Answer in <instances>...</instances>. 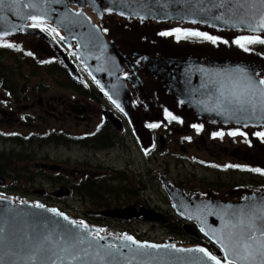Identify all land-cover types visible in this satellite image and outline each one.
Returning <instances> with one entry per match:
<instances>
[{"label": "water", "instance_id": "obj_1", "mask_svg": "<svg viewBox=\"0 0 264 264\" xmlns=\"http://www.w3.org/2000/svg\"><path fill=\"white\" fill-rule=\"evenodd\" d=\"M85 1L5 0L0 7V40L38 36L49 43L69 72L79 78L77 65L65 48L33 26V22L53 23L62 31V39L68 46L77 41L78 57L135 128L140 124L136 115L139 109L133 105L130 93L133 89L141 100L145 98V75H153L160 82L165 98L179 99L181 108L194 111L198 119L244 127H248L246 123L255 126L264 123V84L260 83L263 78L254 76L264 68V63L235 55L212 57L191 53L192 50L130 49L117 44L113 37L107 41L92 17L124 16V20L139 23V27L146 23H164L161 27L193 25L223 36H264L261 0H103L111 13L101 11L97 0L91 4L95 12L90 11ZM33 16L38 19H31ZM164 69L172 70L173 78ZM214 75H238L240 79L225 85ZM198 88L205 94L195 95ZM170 186L167 184L166 188L172 206L189 222L184 224L185 233L199 239L205 235L219 244L220 248H212L215 254L197 244L178 245L173 237L158 243L133 235L102 232L56 207L30 200L16 202L0 193V264H216L198 249L219 256L221 264H264V188L243 190L232 199H224L184 194ZM108 214L161 220V215L144 209L137 211L135 207Z\"/></svg>", "mask_w": 264, "mask_h": 264}, {"label": "rangeland", "instance_id": "obj_2", "mask_svg": "<svg viewBox=\"0 0 264 264\" xmlns=\"http://www.w3.org/2000/svg\"><path fill=\"white\" fill-rule=\"evenodd\" d=\"M92 17L93 20H95V22L98 23L99 26H101V31L102 33H104V35L107 32V28L109 29L107 38H111L112 36L113 39L117 41V44H121V42H123V44H121L122 46H125L126 44L127 46H131V48L135 47L133 49H137V47H139V50L159 48L179 50V48H181V50H185L187 52H189V50H193V52L191 53L201 55L207 54L208 56L209 54H211L212 57L217 56V52L213 54V51H219V56H221V52H223L222 57H227V54L231 53L235 54V56L233 57L241 55L254 62L255 60H257L256 63H264V45L257 46V44H261V40H259L260 37L256 38V42H253L251 44L246 41V44H249V48H251V50H254L252 47L257 46L256 48L258 51H260V53H250L251 51H249V54L245 55L239 50L241 46H239V44H237L236 42L235 46L231 47V43L234 40L233 35L231 34L225 36L219 33L215 34V37H218L219 39V44H221H217L216 40L215 44H217V46H215V44H213V46L211 47H209V45H200L196 43L197 41L193 43L181 44L180 39L176 37V34H173L175 30L179 31L183 28V26H185V28H194L197 30L200 29L197 26L193 25H181L177 26V28H175V26L168 25L165 26V28H161L164 23H146L145 26L141 24V26L139 27V23L135 24V22H133V24H131V22L123 20L120 17L118 18L116 16H105L102 20H99V17L95 18V15H92ZM128 22L129 24H127ZM103 28H105V32H103ZM117 28L119 30L118 32ZM171 28H173V30H171ZM161 30H163V36L159 35L161 34ZM169 30H171L170 34L171 38H173V42H171V38H167L169 34L164 35V33H166V31L169 32ZM201 31L202 33H207L213 37V33L205 30ZM143 36H149V38H153V40H149V38L144 39ZM227 36H229V38H227ZM175 38H177V40H175ZM236 39L239 38H235V40ZM225 41H227V43H225ZM137 42H139V46H137ZM47 44L48 43L40 37L33 36L16 40L14 44L13 42H9L8 45L12 46H0V81L4 78L15 93H18L20 89L21 92H24L25 88L23 87L26 86V95L28 94L29 98L33 96L36 102L39 103V112L34 114V116L41 119H38L35 122V120H33V117L31 116V118L28 117V121L23 120L21 122V127H17L20 129L21 134H23V132L27 134L29 130H33L35 134H39V138L45 139L41 143H39V140H37L38 137L36 135H33L32 138L33 140H37V143L30 144L26 140L22 145L21 142L17 140H15L14 145L9 143V140H11V138H5L3 141H0V169L4 171L9 170V174L13 172V174L9 176L11 178H7V180H5L7 184H5V182L3 184V186H5V189H1L0 192L5 193L8 196L7 186L9 185L12 191L11 193L15 194V198H17L18 194L21 195V198H27V200L32 199L31 201L35 203H41L42 201L49 206L57 205L60 210L62 206L63 211L67 212V215L70 217L71 214L75 216V211L73 210V212H71V208L74 205L73 202H75V200L79 202V199L81 201V204H83V202L85 203L83 204V206H87V210H89V207H91V210L95 208V200H99V202H105V206L113 204L110 210L121 208L124 209L130 207L128 203L133 206V204H135L134 201H141L145 203L143 209L147 211H153V213H155L156 211L161 214H163V212L167 214V211L169 209V214H167L169 221L163 224L157 219H148L143 216L133 217V220H127V218L123 220V217L119 218L118 216L107 214L106 212L103 215L102 211L99 212L101 208L98 207L95 208V210H93V212L91 213L95 214V216H99V214H101V216H99V218H97L96 220L95 216H93V218H90V216L89 219H87L88 213L86 212L85 214L81 212L80 215L81 218H83V215L85 216V220H87V223L90 222L92 223L91 225L95 224V226L109 231L110 233H117L120 235H133L139 240L143 241L153 240V242H159V240H161L163 242H166L168 239H170L169 237H173L175 240H179L178 244L183 246H185V244H183V240H185V242H187V246L189 245V243H191V245L197 244L203 247H208L209 251H213L212 248H218L219 246H217V243L212 241L205 235H203V240H200L199 238H196L194 236L192 239L189 237L191 236L189 234L184 235L185 231L183 229V222L186 223V219L181 222V230L177 229V226H179V218H181V216L177 214L175 209L172 207V200L169 192H167L168 189L165 188V186L172 183L170 187H173L176 184V186L178 185L176 189H184V194L199 193L205 195V197H208L211 194H215V196L224 199H232V196L234 198V195L236 193L238 194L242 190L264 188V181L257 178L255 173H251L252 171H243V174H241V172H239L240 169L230 166L225 167L223 169V172H221V169L218 168H215V170L211 168V170H209V168L205 169L203 168V166H201V164H203L204 161H207V158L209 157H211L209 158V160H217L221 163H224L226 161H236V163L243 162L245 153L249 152V156H247V164L249 166H252L253 168H260L264 162V135L257 134L264 133V123H257V130L251 129L253 128V126H255V124L246 123V126L252 127L248 129L242 128L240 130H236L235 135L233 136L223 135V138L219 136V138H215V140H219L221 144H219V142L213 143V140H211V138L215 136V130H217V128L225 126V128L223 129L233 130V127L226 126H235V124L225 123L215 125L219 121L213 122L212 120L211 122H213V124L208 125L207 122H209V118H206L204 123L202 122L203 118L201 117H199V122H197L198 115L195 116L194 111L189 112V110L181 108V106L177 102L180 101L179 99L175 100L172 97L165 98V95L163 94L162 89L159 86L160 82L156 80L153 75L149 77L146 76L143 78L144 88L146 89V91L144 92L145 98L141 100V98L137 96V94H133V92H135L133 89L130 94L131 100H134V102H132L133 105H135V107H138L139 109V114L136 113V115L139 118L138 122L140 120V126L141 122H145V126H147L148 123L159 122V120H161V122L159 123H161L162 126L159 127V130H155V128L149 129L145 128V126H141V128H143V132H157V136L153 134L152 142H154L155 139L161 140V137L167 138V140H164L165 143L163 144V146H159L157 144V151L155 152L156 157L152 158L154 157L152 156L151 158H147V156H151L150 153L147 154V152L150 150V146L148 149H146L145 147V144H147V146L149 145V142L147 141V139H149L147 138V134L143 136V132H135L131 124H127V122H129L128 119L127 121L125 120L124 125L127 126V130H125L122 125L119 127V130H117L118 124H121L119 122L118 124H115V132H117V134L113 132V136L117 138V140H115L116 145L113 146V148L109 147L108 150L107 147H105V152H107L106 158L108 160V162L107 160H105V166H109V168H111V164H113V167H115L117 170H112L113 176L109 174V178L111 176V180L107 179L108 184H106L105 186V188H109L107 192H105V189L102 188L100 190L101 195L97 192V194L99 195L95 194V199L93 200L92 195L91 198H89V191H87V197L85 198V190H83V187H81L79 189V196H75V194H71V196H69L71 188L69 186V192H67V185L63 184V190H65V192H67V196H69L67 200L63 202L65 192L61 190V183L57 184V182H59L60 179L65 178V182L69 183V178L72 181L74 177L81 180V178L83 179L87 175L91 176V173H95L97 170V164H99V158H101V155H103V158H105V152L103 149H95V156H97V150H99V156H97V161H95V156H93L92 148H87V146L83 145L84 143L81 145L77 143L65 144L63 140L59 141V138H55L54 135H63L65 136V138L69 136L70 139L71 137H73L71 136L73 133L76 134L77 132H81L83 134L84 130L85 132L92 129L96 130L101 125V120H99V118H101L102 116V114H97V112H101V107L103 106H95V104H99V101L93 102V97H89V102H87L86 105L85 100H87V96L85 97V100H83L84 95H79L80 92L71 87H78L77 84H71V82H73V77L70 74H68L69 76L65 74L66 71L64 69L63 72H53L57 70V68H53V65H57L58 63L56 62L54 53L51 51V47H48ZM195 50H197V52H195ZM231 54H229V56H231ZM71 58H74L76 61L79 60V58L76 56H72ZM59 64L63 63L59 62ZM77 65L79 66V68H83V70H81V74L83 76V74H85V69L87 72L86 66H81V62H77ZM18 66H22L23 69L18 68ZM22 70H24L25 72H23V74H20L19 72H22ZM79 74L80 73L78 72V76ZM89 76L92 75L87 72V78H89ZM254 76L258 79L261 77L264 80V68L260 69V71L257 72ZM79 77L81 78V76ZM87 78L83 76L84 80L91 83V80H87ZM38 80H43V84L37 85L36 82ZM93 83L96 84L97 82L95 83L93 81ZM145 84H147V86H145ZM38 86H40V88H38ZM81 86L85 90H87V88H85V86L87 85L81 84ZM74 90L75 93L73 92ZM151 90H153L154 92H151ZM155 93L157 94V96H155ZM92 94L93 96H95V90L92 92ZM151 94H153V98H157L155 102H153ZM97 96H100L98 91ZM97 96H95V99H97ZM29 98H27L28 106H31V104H35V100H33L31 104H29ZM159 98H161V100H159ZM163 98H165V100H163ZM139 100H141V104ZM149 100H151V104L149 103ZM103 101L107 104V100ZM125 101L128 102V100ZM91 102H93V106H91ZM110 103L111 102H109V104ZM173 104H177V106H174ZM113 106L115 105L113 104ZM165 106H167V108H165ZM52 107H54L55 110H53ZM19 108H17V110H19ZM75 108H77V112L81 110V113L79 114L75 112ZM83 108H85V112H83ZM163 108H165V110H162ZM57 109L59 112H57ZM17 110H15L16 114L20 112V110L19 112H17ZM94 110L95 112H93ZM90 111L91 115L89 113ZM55 112H57V116H55ZM115 112H117V110ZM161 112H163V116H159ZM167 112H169L172 116H181L183 120H188L189 122H191V120L195 118V122H191V124H197V126H194V128H189L191 124H187V122H183L182 120L179 125L169 128V126L166 125L165 113ZM177 112H179V114H177ZM85 114H87L89 118L85 116ZM187 114H191L193 118H187ZM122 115L125 116L124 112ZM81 116L86 117V120L80 121L79 117ZM145 116H147V118L143 120ZM14 117L15 116L13 115L9 116V123H6L5 125H9V130H13L14 126L18 125V123L11 122ZM149 118H151V120H149ZM157 118H159V120H157ZM31 120H33V122ZM45 120L47 122L50 121L51 124H45ZM147 120H149V122H147ZM261 120L262 119H260V121ZM23 122L26 125L23 124ZM97 122H99V126H97ZM109 122L111 121L109 120ZM88 123L91 125L89 126ZM184 126H187L189 130H185L186 128ZM207 127L209 128V134H207L209 138L206 139L204 137L205 142H203V136H205V130H207ZM42 128L45 129V132H47L46 134L39 133ZM53 128L55 129L54 131L52 130ZM103 128H105L104 125ZM103 128H101V130H103ZM196 128L201 129L202 132L198 133ZM203 128H205V130H203ZM9 130L7 131V133H9ZM107 130L109 129L105 128V131ZM131 130H133V134H129ZM183 130H185V132H191V130H195V132H191L192 139L189 142V146H187V143L181 144V140L178 139L179 136L183 133ZM14 132L15 130L10 133L13 134ZM109 132H111V130H109ZM165 132H167V134H165ZM177 132H179V134H177ZM217 132H219V130H217ZM137 134H141V138H139ZM159 134H161V136H159ZM199 134H201V136H199ZM211 134H213V136H211ZM119 136H121V138H119ZM169 136H171V138H169ZM47 138H51V140H49V142H46ZM123 138H125V140L123 142H119V140H123ZM137 138H139V146H143L141 150H139V146H137V142H135ZM143 138H145V140H143ZM249 138H251L253 141L251 146H249ZM141 140H143V142H141ZM177 140H179V142H177ZM229 140H232L233 144H230ZM65 141L69 140L66 139ZM17 142H19V144H17ZM121 144H123V146H121ZM180 146H183V148H181ZM185 146H187V152H191V156H189V154H185V160H183V152H185ZM227 146H229V148ZM180 148L181 154H177ZM143 150H145V152H143ZM175 150H177V152H175ZM159 152H163V154H160ZM193 152H195V154H193ZM165 154H167V156H165ZM173 154H175V156H179V160H176ZM199 155L203 156V158H205L206 156L207 158L203 160V158H201V156ZM91 156H93V162H91V164L96 162V165L95 169L91 168V170H89V166H87V164H90L89 162L91 161ZM193 156H195V158H193ZM197 156H199V158H201L203 162L199 160V167L195 168V164H197ZM103 158H101L99 170H101V165H103ZM191 158H193V160H191ZM213 158H215V160H213ZM29 160H31V162H29ZM131 160L133 162H131ZM181 160H183V164H181ZM189 160H191L193 164H191ZM176 162H179V164H177ZM243 163L245 164V162ZM129 164L131 168H129ZM185 164H187V166ZM53 165H55V168L58 167L59 171L63 172V175H58L56 173L51 174V170H53V172L55 171V168H51V166ZM22 166L27 167V175L25 173H22L21 178H23V175H26L28 181L25 180L23 182V180H21V182H19V180H16V178H14L13 176L16 172H20V167ZM105 166H103V172L105 170ZM47 168H49V172H45ZM21 170H25V168H21ZM107 170L109 169L107 168ZM127 170H131V172L129 173L127 172ZM65 172L67 173L65 174ZM37 174H39V176H37ZM47 174L51 176V178H53V176L57 177V180L53 181L55 182V186H52L51 183H48L47 179H43L42 176H47ZM131 174H133V176H131ZM66 175L69 176V178H67ZM89 176H87V178H89ZM112 177L116 178V180H113ZM117 177L119 181H117ZM105 178H107V176ZM79 180L73 182L77 187H79ZM163 180H165V184H163ZM167 180H169L170 182H167ZM237 180H240L241 182ZM42 184L43 186H46L44 187L45 190H53V193L57 192V196H59V190H61V198H59L58 200L55 194H47V198L43 197V194H41V192H39L38 190L39 188H42ZM57 186H59V190H55ZM249 186H251V188ZM190 189L193 190V192H191ZM81 190H83V194L81 193ZM97 190H99L98 186ZM113 190H115V192H113ZM136 192L139 193L136 194ZM167 194H169V196ZM101 196L103 197L101 198ZM134 198H137V200H133ZM170 200L172 204L171 208H169ZM107 202H109V204H107ZM123 202H125L127 206L119 208L118 206H125ZM91 204H93V206H91ZM149 204L151 206H149ZM67 206H71V208H67ZM65 208H67V210H65ZM78 208L79 210L81 209V207ZM155 208H157V210H155ZM79 210H77V216H75L76 220L77 218H79ZM161 210H163V212H161ZM97 212H99V214H97ZM165 214L163 215L165 216ZM171 222H173L172 226ZM130 224H133V226L130 227ZM103 226H105V228H103ZM111 228L113 232H111ZM178 231L181 233H178ZM199 242H201V244H199Z\"/></svg>", "mask_w": 264, "mask_h": 264}, {"label": "flooded vegetation", "instance_id": "obj_3", "mask_svg": "<svg viewBox=\"0 0 264 264\" xmlns=\"http://www.w3.org/2000/svg\"><path fill=\"white\" fill-rule=\"evenodd\" d=\"M190 29L191 30H186V29H180L179 31L175 30L176 33L173 32V34H176V37L180 39L181 44L193 43L195 41H197L196 43H198L200 45H209V47H211V46H213V44H215V42H213L210 39H206L205 37L191 35V33H193V32H199V33H202V32L197 31L193 28H190ZM171 30H173V29H171ZM171 30H169V32L166 31V33L169 34V36H167V38H171V34H170ZM118 31L119 30L117 28V32ZM107 32L109 34L108 28H107ZM123 32H124V30H123ZM123 32H121V33H123ZM160 32H161V34H159V35L163 36V30H161ZM208 36H210V35L208 34ZM213 37H215V35H213ZM143 38L144 39L149 38V36H143ZM177 38H175V40H177ZM149 40H153V38H149ZM259 40L262 41V40H264V38L260 37ZM239 41L240 42L237 43L236 40H233V42L231 43L232 44L231 47L235 46V42L237 44H239V46L243 45V47L239 48V50L243 51L242 53L245 55H247V53H249V51H251L250 53H253V52L260 53V51H258L256 47L260 46V45H264V43L257 44V46L252 47L254 50H251V48H249V44H251L250 42H249V44H246L247 40H239ZM171 42H173V38H171ZM217 44H219V39H217ZM217 44H215V46H217ZM191 45H193V44H191ZM219 45H221V44H219ZM243 48H244V50H243ZM195 51H197V50H195ZM207 52H209V51H207ZM215 52H217V54H219V51H213V54H215ZM244 52H246V53H244ZM221 54H223V52H221ZM229 54H231V53H229ZM229 54H227V55H229ZM231 55H235V54H231ZM239 56H241V55H239ZM241 57H245V56H241ZM240 61H242V60H240ZM18 68H22V66H18ZM63 69L66 71L65 74L68 75L69 72L67 71V69H65L62 66L58 67V69L53 71V72H61V71L63 72ZM84 71H85V74H87L86 70H84ZM23 72H25V71L22 70V72H19V73L23 74ZM214 77H215V75H214ZM0 78H1V75H0ZM86 78H87V75H86ZM72 80H73V82H71V84H73V83L77 84L78 87L77 86H71V87L74 88L75 90H78L80 92L79 95H84L83 100H85V97L87 96V100H85L86 105H87V102H89V97H91V98L93 97V102L99 101V104H100V105L95 104V106H103V107H101L102 108L101 112H97V114H102L101 118H99V120H101V125L99 126V122H97V126H99V128H97L96 130L92 129V130H89L86 132L84 130L83 134L81 132H77L76 134L73 133L74 135L72 134L71 136H73V137H71L70 139H69V136H67V138H65V136H63V135L59 136V134H57V136L56 135H54V136H55V138H59V141L63 140V142H65V144L77 143V144L81 145L84 143L83 145L87 146V148L93 149V156H95V149H99V150L103 149L105 152V147H107V150H108L109 147L113 148V146L116 145L115 140H117V138L115 136H113L114 135L113 132H115V124H118L120 122L121 124H119V125H122V127L125 128V130H127V126H124L125 120L127 121V118L122 115L123 113L116 106H113L114 102L111 100L110 96L103 89H101L99 87V85L91 78V76H89V78H87V80H91V83L87 82L84 79L81 81H77L74 78H72ZM93 81L97 84V86H96V84L93 83ZM43 82H44L43 80L42 81L38 80L36 83H37V85H42ZM81 84L87 85V86H85V88H87V90H85L81 86ZM23 88H25L24 92L23 91L21 92V89H20L18 93H15L11 89V86L9 85V83L4 78L0 81V118H1L0 141H3L5 138H11V140H9V143H11L13 145L15 144V140L21 142V145L23 143H25L26 140L30 144L37 143V140H39V143H41L43 140H45V139L39 138V134H35V133L28 134V132H27V134H25L24 132H23V134H21L20 129L17 127V126L21 127V122L23 120L28 121V119L31 118V116L33 117V120H35V122L38 119H41V118H37L36 116H34V114L39 112V103L36 102V100H35V98H33V96H31V98H29L28 94L26 95V92H27L26 86H24ZM38 88H40V86H38ZM38 88H36V89H38ZM75 90L73 91L74 93H75ZM94 90H95V96H97V91L100 94V96L96 97L97 99H95V96H93V94H92V92ZM35 92H37V91H35ZM151 92H154V91L151 90ZM133 94H135V93L133 92ZM155 96H157L156 93H155ZM101 97H105V98H101ZM151 97L153 98V94H151ZM27 98H29V104H31V102H33V100H35V104H31V106H28V99ZM103 100H107V104ZM155 100H157V98H153V102H155ZM159 100H161V98H159ZM163 100H165V99H163ZM132 101L134 102V100H132ZM139 101L141 104V100H139ZM93 102H91V106H93ZM109 102H111V103L109 104ZM52 104H54V103H52ZM135 104H136V101H135ZM16 107L17 108L20 107L19 108L20 112H19V110H17ZM165 108H167V106H165ZM165 108H163L162 110H165ZM52 109L55 110L54 107H52ZM15 110H17V112H19V113L16 114ZM116 110H117V112H115ZM57 112H59L58 109H57ZM57 112H55V116H57ZM75 112H77V108H75ZM83 112H85V108H83ZM93 112H95V110ZM77 113L80 114L81 110H79V112H77ZM89 113L91 115V111ZM169 114H170L169 112L165 113L166 125L169 126V128L175 127L182 122L183 118H181V116H172ZM11 115L15 116L14 119L11 120V122L12 123H18V125L14 126V128L11 127V128H13V130H15V132L13 134H11L13 132V130H9V125L5 126L6 123H9V116H11ZM85 116H87V114H85ZM159 116H163V112H161V114ZM87 117L89 118V116H87ZM172 117H175L176 119H173ZM188 117L193 118V116H191V114H187V118ZM79 118H80V121L86 120V117H83V116H81ZM115 119H117V120H115ZM33 120H31V121L33 122ZM103 120H104V122H103ZM109 120L111 122H109ZM157 120H159V118H157ZM159 122H161V120H159ZM159 122L148 123V127H146V128H149V129L155 128V130H159V127L162 126L161 123H159ZM183 122H187V124H191V122H195V118H193V120H191V122H189L188 120H183ZM197 122H199V119H197ZM23 124H25V123L23 122ZM45 124L50 125L51 122L50 121L47 122L45 120ZM127 124H129V122H127ZM207 124L211 125V123H207ZM36 125H38V124H36ZM90 125L91 124H89V126ZM103 125L105 126V128H108L109 130H111V132H109V130L105 131V128H103ZM194 126H197V124H191V126H189V128H194ZM100 127L103 128V130H101ZM184 127L186 128L185 130H189V128H187V126H184ZM49 128H51V127H49ZM223 128H225V127L221 126L220 129L217 128V130H219V132H217V130H215V136H213V134H211V136H213V138H211V140H213V143L219 142V140H215V138H219V136H221V138H223V135L233 136L232 133H235V131H236V130L223 129ZM8 130H9V133H7ZM52 130L54 131L55 129L53 128ZM117 130H119V129H117ZM185 130H183V133L179 136L178 139L181 140V144L187 143V146H189V142L192 139L191 132H195V130H191V132H185ZM196 130L198 133L202 132V130L199 128L198 129L196 128ZM203 130H205V128H203ZM43 132H45L44 128H42L39 131L40 134H46L47 133V132H45V133H43ZM218 133H219V135H217ZM51 134H53V133H51ZM115 134H117V132H115ZM129 134H133V130H131V132H129ZM153 134H155V136H157V132H148V134H147V138H149V139H147V141L149 142L148 146H150V150L147 152V154L150 153V155H151V156H147V158H151L152 156H154L152 158H155L156 157L155 152L157 151V144L159 146H163V144L165 143L164 140H167V138L161 137V140L155 139L154 142H152ZM165 134H167V132H165ZM177 134H179V132H177ZM207 134H209V128L208 127H207V130H205V136H203V142H205V138L206 139L209 138V136H207ZM33 135H36L38 137L37 140H33V138H32ZM123 135H125V134H123ZM159 136H161V134H159ZM199 136H201V134H199ZM129 137H131V136H129ZM119 138H121V136H119ZM169 138H171V136H169ZM66 139L69 141H65ZM197 139H199V138H197ZM49 140H51V138H47L46 142H49ZM124 140H125V138H123V140H119V142H123ZM19 142H17V144H19ZM63 142H61V143H63ZM135 142H137V146H139V138H137V140H135ZM177 142H179V140H177ZM229 142H230V144H233L232 140H229ZM252 143H253L252 139L249 138V146H251ZM151 144H153V145H151ZM219 144H221V142H219ZM85 146H83V147H85ZM121 146H123V144H121ZM187 146H185V152H183V160H185V154H189V156H191V152H187ZM180 147L183 148V146H180ZM227 147L229 148V146H227ZM141 148L142 147L139 146V150H141ZM181 148L179 149V152H177V150H175V152H177V154H181ZM99 150H97V156H99ZM101 153H102V151H101ZM159 153L163 154V152H159ZM193 154H195V152H193ZM106 155H107V152H105V158H103V155H101V158H103V165H101V170H99V164H101V158H99V164H97V170L95 173H91V176L87 175V176H89V178H87V176H85V178H83V179L81 178V180H79V178L74 177L73 180L71 181L69 176L66 175L67 178H69V183H66L65 178H63V179H60L59 182H57V184L61 183V189L62 190H63V184L67 185V192H69V186H70L71 192H69V196H71V194L72 195L75 194V196H79V189L81 187H83V190H85V194H87V191H89V198H91V195H92L93 200H94L95 194H97V192L100 194V190L102 188H104L105 192H107V190L109 189V188H105L106 184H108L107 179L111 180V176H113L112 170L117 171L116 168L113 167V164H111V168H109V166H105V160H107ZM225 155H227V154H225ZM93 156H91V161L89 162L90 164H87V166H89V168H88L89 170H91V168L95 169L96 162L91 164V162H93ZM97 156H95V161H97ZM165 156H167V154H165ZM173 156H175V154H173ZM199 156H201V155H199ZM199 156H197V164H195V168L199 167V160H201V158H203V156H201V158H199ZM247 156H249V152L245 153V156L243 157V162H245V164L243 162H237L236 163V161H234V162L226 161L224 163H221V162H218L217 160H215V158H213V160H215V161H211V160H209V158H211V157L207 158L205 156V158H207V161L203 162V160H205V158H203V160H201V162H203V164H201V166H203V168H205V169L209 168V170H211V168H213V170H215V168H218V169H221V172H223V169L225 167L230 166V167L240 169L239 172H241V174H243V171H252L251 173H255L257 178L264 181V171L263 170L253 171V169H257V168H253L252 166H249L247 164ZM147 158H145V159H147ZM175 158H176V160H179V156H175ZM193 158H195V156H193ZM193 158H191V160H193ZM183 160H181V164H183ZM191 160H189V162H191ZM85 161H89V160H85ZM107 162H108V160H107ZM131 162H133V161L131 160ZM176 163L179 164V162H176ZM191 164H193V162H191ZM185 165L187 166V164H185ZM103 166H105L104 172H103ZM21 168H25V170H21ZM107 168L109 170H107ZM129 168H131L130 164H129ZM61 170H63V169H61ZM26 171H27V167L22 166V167H20V172H16L13 177L16 178V180H19V182H21V180H23V182H24L25 180H27V176H26L27 172ZM45 172H49V168H47V170H45ZM74 172H75V170H74ZM127 172L130 173L131 170H127ZM0 173H1L0 177L1 178L3 177L4 182H5V180H7V178H11L9 176H11V174H13V172H11V174H9V170L8 171L1 170ZM22 173L26 174V175H23V178H21ZM55 173L58 175H61V174L63 175V172L59 171V168L57 171H54V172H53V170H51V174H55ZM66 173L67 172H65V174ZM75 174H76V172H75ZM109 174H111L110 178H109ZM38 176H39V174H38ZM48 176L49 175L47 174V176H42V177H43V179L49 178V180H47L48 183H51L52 186H55V182H53V181H56L57 177L53 176V178H51V176H49V177ZM106 176H107V178H105ZM131 176H133V174H131ZM112 179L116 180V178H113V177H112ZM252 179H254V178H252ZM76 180H79V182H80L79 187H77L73 183ZM117 181H119L118 177H117ZM237 181H240V180H237ZM41 186H42V188H39L38 190H39V192H41V194H43V197H46L47 194H55V196H57V192L53 193V190L47 191L44 189V187H46V186H43V184ZM97 186L99 187V190H97ZM249 187L251 188V186H249ZM55 190H59V186H57V188H55ZM199 190H201V189H199ZM215 190H217V189H215ZM63 191H65V190H63ZM113 192H115V190H113ZM116 192H118V191H116ZM127 192H128V190H127ZM191 192H193V190H191ZM81 193L83 194V191H81ZM137 193H139V192H136V194ZM99 194H97V195H99ZM129 194H130V192H129ZM69 196L65 195V197H63V202H65V200H67V198ZM81 196H83V195H81ZM86 197H87V195L85 196V198ZM102 197L103 196H101V198ZM59 198H61V195L57 196L58 200H59ZM133 200H137V198H134ZM76 202H77V200H75V202H73L74 205L72 208H71V206H67V208H71V212H73V210H74L75 215L77 216V210H79L78 207H81V209L78 211L79 216H81L80 215L81 212L83 214H85V212H86V213H88L87 214L88 218L90 216H91L90 218H93V216H95V214H91V213L97 207L101 208V210H99V212L102 211V214L104 215L105 212L108 214L111 206H113V204H109V202H107V204H109V205L105 206V202H99V200H95V204H94L95 208H93V210H91V207H89V210H87V206H83V204H85V203L83 202V204H81L80 199H79V202H77V203ZM134 203L135 204H133V207H135L137 209L143 208V206L145 204L141 201H134ZM80 204H81V206H80ZM123 204H125V202H123ZM128 205L131 206L130 203H128ZM91 206H93V204H91ZM126 206H127V204H125V206H118V207L121 208V207H126ZM149 206H151V205L149 204ZM67 208H65V209L67 210ZM169 208H171V207L169 206ZM155 210H157V208H155ZM99 212H97V214H99ZM161 212H163V210H161ZM163 214H165V212H163ZM163 214H161V215H163ZM167 214H169V209L167 211ZM167 214H165V216L163 215V217L165 219V223H167L169 221ZM99 216H101V214H99ZM99 216H95V220L97 218H99ZM91 221H93V220H91ZM181 222L182 221L179 220V226H177L178 230H180ZM165 223H163V224H165ZM172 225H173V222H171V226ZM129 226L131 227V226H133V224H130ZM111 230H112V228H111ZM174 230H175V228H174Z\"/></svg>", "mask_w": 264, "mask_h": 264}, {"label": "bare ground", "instance_id": "obj_4", "mask_svg": "<svg viewBox=\"0 0 264 264\" xmlns=\"http://www.w3.org/2000/svg\"><path fill=\"white\" fill-rule=\"evenodd\" d=\"M93 2H96V0H87V1H85V6H87V8H88V10H92V11H94L95 12V9L94 8H92V6H91V4H93ZM97 2L100 4V10L101 11H103V12H106V13H111V11H109V8H107L108 7V3H105L103 0H97ZM96 2V3H97ZM24 3H25V1H24ZM110 4V3H109ZM96 5V4H95ZM98 5V4H97ZM86 8V7H85ZM96 9H97V7H96ZM99 9V8H98ZM95 18H97V16L95 17ZM121 19H126V17H124V16H121L120 17ZM103 18H99V20H102ZM19 22V21H18ZM133 28H135V27H133ZM107 39V41H110L111 39L110 38H106ZM106 42V41H105ZM115 42V41H114ZM121 44H123V43H121ZM125 46H127L126 44H125ZM137 46H139V42H137ZM141 46H142V44H141ZM128 47H130L131 48V46H128ZM112 48V47H111ZM133 48H135V47H133ZM137 48H139V47H137ZM138 51H136V53H137ZM118 54V53H117ZM122 59V58H121ZM251 61V60H250ZM241 62H244V63H246V65H248V66H251V64H249V63H247L246 61H244V60H242ZM93 65V64H92ZM239 69V67L238 68H236L235 69V71H237ZM165 73H170L171 75H172V78H173V72H172V70L171 71H169V70H167V69H164L163 70ZM145 76H149V75H145ZM165 77H166V75H165ZM215 79L217 80V81H223V83L225 84V85H231L234 81H238L240 78L238 77V75H233L232 77L231 76H224V77H220V76H217V78L215 77ZM250 79H253V78H250ZM195 91H197L198 93H196L195 95H204L205 93L203 92V90H202V88H198L197 90H195ZM195 93V92H194ZM29 162H31V160H29ZM2 167V166H1ZM3 168V167H2ZM14 173H15V169H14ZM37 176H38V174H37ZM45 179H47V180H49V178H45ZM170 206V205H169ZM171 207V206H170Z\"/></svg>", "mask_w": 264, "mask_h": 264}, {"label": "snow or ice", "instance_id": "obj_5", "mask_svg": "<svg viewBox=\"0 0 264 264\" xmlns=\"http://www.w3.org/2000/svg\"><path fill=\"white\" fill-rule=\"evenodd\" d=\"M4 2H5V0H0V7H3ZM261 3L264 4V0H261ZM31 19H33V20H37L38 17L33 16V17H31ZM33 26H34V27H39L40 25H39V24H35V25H33ZM5 34H6V33H5ZM167 34H168V33H164V35H167ZM191 35H194V36H202V37H205L206 39H210V40H212L213 42H215V41L218 39V37L208 36L207 33L193 32V33H191ZM241 40H247V41L250 42V43L256 42V38H252V37H241ZM239 42H240V41L238 40L237 43H239ZM260 42H261V43H264V40H262V41H260ZM225 43H227V41H225ZM8 46H12V45H8ZM241 47H243V45H241ZM260 83H261V84H264V80L260 81ZM169 115H171V114H169ZM172 118H173V119H176L175 117H172ZM232 134L235 135V133H232ZM217 135H219V133H218ZM257 135H264V133H258ZM253 171H261V170H260V169H253ZM39 206H40V207H43V205H39ZM50 211H52V212H56L55 209H50ZM60 215H62V213H61ZM65 219H68V218L65 217ZM72 223H76V222L73 221ZM126 238H127V239H132L131 237H126ZM146 247H158V246H156V245H150V246L146 245ZM262 247H264V246H262ZM197 251L205 252L206 255H207L210 259L216 261V264H221V261L218 260L217 257L213 256L211 253H208L206 249H198ZM262 254H264V253H262Z\"/></svg>", "mask_w": 264, "mask_h": 264}, {"label": "trees", "instance_id": "obj_6", "mask_svg": "<svg viewBox=\"0 0 264 264\" xmlns=\"http://www.w3.org/2000/svg\"><path fill=\"white\" fill-rule=\"evenodd\" d=\"M57 67H60V66L58 64L57 65H55V64L53 65V68L56 69ZM0 171H1V169H0ZM81 191H83V190H81ZM85 195H87V194H85Z\"/></svg>", "mask_w": 264, "mask_h": 264}]
</instances>
